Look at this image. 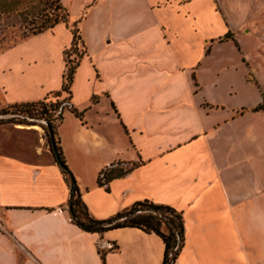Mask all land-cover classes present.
<instances>
[{
  "label": "crops",
  "instance_id": "obj_1",
  "mask_svg": "<svg viewBox=\"0 0 264 264\" xmlns=\"http://www.w3.org/2000/svg\"><path fill=\"white\" fill-rule=\"evenodd\" d=\"M62 5L85 53L69 100L82 117L64 110L57 135L90 215L168 205L185 227L174 264H264V0ZM72 37L58 23L0 53L3 102L60 92ZM133 164L99 186L104 170ZM69 197L52 154L34 163L0 151V264H162L160 237L87 233Z\"/></svg>",
  "mask_w": 264,
  "mask_h": 264
},
{
  "label": "trees",
  "instance_id": "obj_2",
  "mask_svg": "<svg viewBox=\"0 0 264 264\" xmlns=\"http://www.w3.org/2000/svg\"><path fill=\"white\" fill-rule=\"evenodd\" d=\"M53 10H60L62 14H53L51 13ZM9 16H18L25 28L29 29L28 34H24L22 40L30 35H36L53 28L58 23H65L73 36L70 47L63 53L66 71L63 77L62 90L51 93L40 101L13 104L5 111L8 113L13 110V114L20 117L41 119L51 127L52 137H50L46 126L48 143L54 162L59 166L54 153V149H56L60 161L64 165L63 168L59 167L70 188L67 207L71 221L81 230L92 234L103 235L107 231L120 228H137L149 234L153 233L160 237L165 245L162 264H174L185 241V227L181 212L168 205L142 200L134 202L109 218L96 219L90 215L75 179L65 164L57 135V126L66 109L72 111L77 117H82V113L74 109L69 101L73 75L79 60L85 53L78 21H72L69 24V12L60 0H0V20ZM229 37L226 35L224 39ZM79 43L82 50H79ZM72 54L75 55L74 58H71ZM259 109H264V104ZM135 165L104 170L98 180L99 186H106L111 180L124 176ZM101 257L104 259V253H101Z\"/></svg>",
  "mask_w": 264,
  "mask_h": 264
},
{
  "label": "rangeland",
  "instance_id": "obj_3",
  "mask_svg": "<svg viewBox=\"0 0 264 264\" xmlns=\"http://www.w3.org/2000/svg\"><path fill=\"white\" fill-rule=\"evenodd\" d=\"M60 2L68 4L69 0H60ZM51 13L62 14V11L53 10ZM68 22L71 24L72 19L68 18ZM28 32L29 29L25 28L18 16L2 18L0 20V53L22 42V37ZM78 47L82 50L80 43ZM74 57L75 55L72 54L71 58ZM10 106L5 104L0 96V151L18 155L34 163L47 162L51 152L46 122L38 118L20 117L13 114V110L5 113Z\"/></svg>",
  "mask_w": 264,
  "mask_h": 264
},
{
  "label": "water",
  "instance_id": "obj_4",
  "mask_svg": "<svg viewBox=\"0 0 264 264\" xmlns=\"http://www.w3.org/2000/svg\"><path fill=\"white\" fill-rule=\"evenodd\" d=\"M46 126H47V128H48V131H49L50 137H52V129H51V127H50L47 123H46ZM54 153H55V156H56V159H57V161H58L59 166L63 168L64 165H63V163L60 161V158H59V156H58V153H57L56 149H54Z\"/></svg>",
  "mask_w": 264,
  "mask_h": 264
}]
</instances>
